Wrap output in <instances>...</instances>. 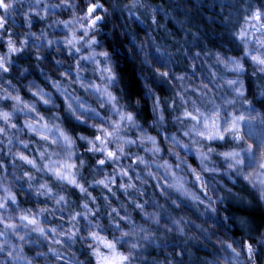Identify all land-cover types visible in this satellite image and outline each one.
<instances>
[{
    "label": "clouds",
    "instance_id": "9594fccd",
    "mask_svg": "<svg viewBox=\"0 0 264 264\" xmlns=\"http://www.w3.org/2000/svg\"><path fill=\"white\" fill-rule=\"evenodd\" d=\"M0 264H264V0H0Z\"/></svg>",
    "mask_w": 264,
    "mask_h": 264
}]
</instances>
